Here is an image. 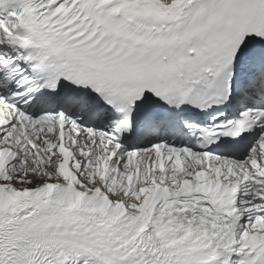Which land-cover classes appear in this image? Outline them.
<instances>
[{
    "label": "snow or ice",
    "instance_id": "6c2138e0",
    "mask_svg": "<svg viewBox=\"0 0 264 264\" xmlns=\"http://www.w3.org/2000/svg\"><path fill=\"white\" fill-rule=\"evenodd\" d=\"M0 264H264V0H0Z\"/></svg>",
    "mask_w": 264,
    "mask_h": 264
}]
</instances>
